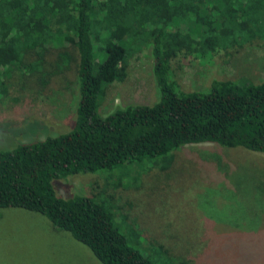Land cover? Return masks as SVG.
<instances>
[{"label":"trees","instance_id":"trees-1","mask_svg":"<svg viewBox=\"0 0 264 264\" xmlns=\"http://www.w3.org/2000/svg\"><path fill=\"white\" fill-rule=\"evenodd\" d=\"M253 40L264 43V0H0V86L14 72H37L43 86L72 69L76 89L63 132L0 148V208L44 216L100 264H184L160 244L144 256L127 243L107 199L61 196L53 182L143 159L160 158L163 169L186 144L264 154V79L212 78L183 90L170 64L177 53ZM143 45L157 100L100 114L105 87L126 76L127 59Z\"/></svg>","mask_w":264,"mask_h":264},{"label":"rangeland","instance_id":"rangeland-1","mask_svg":"<svg viewBox=\"0 0 264 264\" xmlns=\"http://www.w3.org/2000/svg\"><path fill=\"white\" fill-rule=\"evenodd\" d=\"M170 64L183 90L204 89L212 78L259 83L264 43L177 53ZM38 76L14 72L0 86V148L63 132L72 122L73 70L45 78L43 86ZM156 100L149 47L143 45L127 59L126 76L105 87L98 111L105 115ZM171 153L163 169L164 160L143 159L55 180L53 188L61 196L107 199L127 243L144 256L160 244L175 263L264 264V154L212 143L186 144ZM0 264L100 262L44 216L9 207L0 208Z\"/></svg>","mask_w":264,"mask_h":264}]
</instances>
